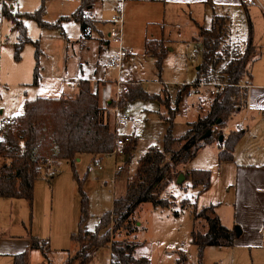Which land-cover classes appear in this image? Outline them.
I'll list each match as a JSON object with an SVG mask.
<instances>
[{
  "label": "rangeland",
  "instance_id": "374dc122",
  "mask_svg": "<svg viewBox=\"0 0 264 264\" xmlns=\"http://www.w3.org/2000/svg\"><path fill=\"white\" fill-rule=\"evenodd\" d=\"M34 2L35 0H20L18 10L33 9ZM120 4L121 0H107L103 13L99 16L104 21L111 20L115 14L114 8L117 11ZM14 6L16 8V4ZM126 6L127 4L124 5V37L131 55L124 61L120 73L123 85L119 104L115 102L118 96L116 80L119 70L110 67L108 54L99 53L97 39L85 36L81 38L82 28L79 24L72 22L65 25L64 34L61 29L43 30L36 22L24 20L29 38L40 41L42 80L39 87L30 86L33 83L36 65L35 47L31 44L27 45L21 60L17 61L15 44L18 33L12 28V22L4 19L0 30V109H4V115L0 116L1 118L17 117L22 114L25 102L39 97L51 99L63 95H74L77 93L79 79L90 81L105 79L106 81L101 83L102 87L109 86V83L113 84V93L105 95L107 92L101 91L99 97L104 121L108 122L113 129L115 128L113 107L115 108L116 105L125 108V112L132 118L127 127L118 129L119 135H130L135 140L126 156L119 159L104 156L102 159L104 170H95L92 173H88L90 160L86 157L75 166L78 178L85 179L83 192L88 198L89 205L86 227L90 231H95L99 219L113 210L115 199L125 194L127 183L138 170L140 158L151 147L155 146L162 150L169 126L166 121L169 117L168 111L165 104L158 98L147 101L137 100L123 106L122 101L125 99L129 86L141 82L143 89L149 95L161 96L163 100L167 99V96L163 95V91L167 90L171 108L177 109L173 124L175 138H180L186 133L189 123L207 115L214 100L208 88L201 89L193 97L187 96L188 89L182 91L181 84L194 82L197 76L196 69L202 63L203 47L199 28L193 19L188 16H180V19L174 21L168 19L165 40L168 53L163 62V70L159 73L156 59L147 56L144 52L146 39L157 40L162 37L157 35L159 29L157 25H149L147 28L145 24L147 16L144 12L150 9L154 13V8L141 3L138 6V15L131 17L130 6L129 4L127 8ZM249 9L255 28V45L260 56L255 64L252 62L249 65V74L245 77V82L251 80L253 72L254 74L264 72V16L258 7ZM256 13L260 16L255 15ZM216 14L225 15L224 17L228 19L225 27L228 36L223 45L230 48V59H232L236 53H242L245 50L249 33L245 13L243 10H220ZM153 16L154 14L151 18ZM45 21L56 23L47 19ZM200 26L208 29L211 23L200 21ZM94 33V36L99 35L97 31ZM111 51L114 55L116 44L111 45ZM195 54L197 58L193 59ZM225 65L226 63H223L217 69L216 76L220 77V72ZM261 75L264 76V74ZM90 89L91 92L97 93L91 84ZM179 93H182V97L177 104L176 99ZM108 100H111L112 104L106 103ZM236 121L237 118L234 116L227 127L233 129ZM9 129H1V135L4 138ZM218 144L219 142H216L203 147L197 157L187 164L186 169L207 170L213 175L214 151L215 148L218 149ZM38 154L40 153L36 155ZM43 156L51 157L43 169L44 173L50 176L55 171L57 162L49 153L44 152ZM116 165L123 167L117 175L115 174ZM58 169L55 180L50 179L51 184L48 179L36 182L37 194L32 211L28 202L24 201H8L0 204V264H13V255L25 250L28 251V264H65L68 252L76 253V248L79 246L71 240V237L77 232L80 220V187L69 164L64 162ZM177 180L170 185L165 194L174 203L170 208H155L148 203L141 205L131 225L132 228H137V233L129 234L126 229L113 231V224H111V242H129L137 245L138 248L133 256L137 260L146 258L147 264H236L232 254L236 255L237 252L232 253L227 248L207 247L200 259L196 246L192 244L193 230L202 233L207 231L203 220L194 222L193 206L197 207V211L211 206L210 203L203 206L205 203L199 200V196L205 191L206 197L216 196L219 192L218 184L215 183L214 188L210 186L211 188L201 190L193 188L191 181L186 180V177L182 186L177 184ZM47 194L49 197L46 196ZM222 197L223 202L229 204L232 201V197L224 192L220 194V199ZM184 200L189 201L187 207L182 206ZM230 209L223 203V212L229 214ZM30 213L32 219H30ZM176 213L178 216L175 215ZM224 218L225 222H229L227 217ZM69 228L73 230L70 234L67 233ZM63 233L64 235L61 236ZM32 236L36 237L41 245L47 244L45 254L41 250L31 251ZM179 259L181 263L177 262ZM89 264H116L112 258L111 248L105 247L96 251ZM256 264H264V255Z\"/></svg>",
  "mask_w": 264,
  "mask_h": 264
},
{
  "label": "trees",
  "instance_id": "16d2710c",
  "mask_svg": "<svg viewBox=\"0 0 264 264\" xmlns=\"http://www.w3.org/2000/svg\"><path fill=\"white\" fill-rule=\"evenodd\" d=\"M98 0H82L79 9L72 15L80 18L85 15V10L93 6ZM12 0H0V30L2 21L7 19L12 22L14 30L18 33L15 44V59L20 61L25 47L29 44L35 47V69L32 87H39L42 76L40 71V41H33L27 34L24 20H32L43 30L60 29L62 22L69 20L63 17L56 23L45 21L46 0L39 8L30 13L15 12L11 8ZM243 5H247L243 2ZM82 22L83 33L92 27V22L87 19ZM227 17L214 16L212 27L199 28V36L203 47L202 63L197 67V76L192 83L221 82L231 85L224 94L215 98L211 103L207 115L189 123L186 133L175 138L173 124L177 109H172L169 94L164 90L165 100L161 96H151L142 84L129 86L122 105L137 100L159 99L165 104L169 117L167 133L164 137L163 148L151 147L139 160L138 170L127 183L126 192L114 201L113 210L104 214L96 226L95 231L86 227L88 220V198L83 192L85 179L78 178L76 172L77 159L82 155H89L92 161L102 160L111 154L115 148L116 132L108 122L104 121L103 111L100 107L98 93L91 92L90 82L80 80L77 93L63 95L59 98H36L27 101L23 114L16 117L10 126L8 134L0 142V155L9 161L0 167V199H20L28 202L30 210L33 209L34 188L37 181L47 177L43 169L51 157H44L49 153L54 161H68L74 172V177L79 183L81 195L80 220L78 230L72 234L71 240L79 246V250L70 256L66 264H89L93 254L101 248H111L112 258L116 264H147L148 260H137L133 254L137 245L129 242H111L110 227L113 231L128 230L129 234H136L137 228H132L136 211L143 204H152L155 208H170L174 203L165 194L180 174L190 180L193 188L206 190L211 186L212 173L207 170H185L188 163L194 160L200 150L207 146L218 144V161L233 162L235 149L244 137L242 131H232L225 135L224 129L236 114L247 107L248 90L241 87L242 82L249 74L248 67L258 57V50L254 44V27L248 18L249 35L245 50L230 59V48L224 46L228 34L225 31ZM168 53L164 39L146 40L145 54L156 59L159 73L163 70V62ZM226 65L216 76L217 69ZM184 86L182 91H185ZM162 95V96H163ZM182 93L177 95L176 103L179 104ZM208 133L209 136L205 137ZM223 137L224 140L220 141ZM135 140L133 142V145ZM133 145L131 147H133ZM131 147L127 149L129 153ZM37 153L38 156L36 155ZM43 161V163H41ZM91 161V162H92ZM87 177V176H86ZM182 186V185H181ZM189 205L188 200L182 202L183 207ZM193 220L201 219L205 222V233L193 230L192 244L196 246L200 259L207 247L230 248L234 246L238 233L223 225L216 213V205L205 207L197 211L193 206ZM178 216V213L175 214ZM30 219L32 214L30 213ZM31 248L44 253L46 243L41 245L35 237L31 238ZM45 254V253H44ZM181 263L179 259L177 261ZM13 264H27L26 253L14 256Z\"/></svg>",
  "mask_w": 264,
  "mask_h": 264
},
{
  "label": "crops",
  "instance_id": "0c3cea01",
  "mask_svg": "<svg viewBox=\"0 0 264 264\" xmlns=\"http://www.w3.org/2000/svg\"><path fill=\"white\" fill-rule=\"evenodd\" d=\"M42 1L43 0H35L33 4L34 8H23L22 11L25 12L18 10L20 0H15V2H12L10 5L14 11H18L20 13H30L36 11L41 5ZM81 2L82 0H46V11L44 18L49 21L57 22L63 17H69V20L62 22L60 28L62 31L65 25H68L72 22L79 24L82 28V22L86 20L72 17V15H74V13L81 6ZM105 2H107V0H98L93 6H90L89 8H87V10H85V15L88 16L87 20L92 22L93 24L92 27L87 29L86 36H88L87 38L90 39H97L99 53H102L103 55L106 54L104 52L105 47L110 46L111 48V45L113 43L115 44V42L109 38L110 20L104 21L101 16H99L101 13H103ZM141 3L146 4L151 8H154V13L150 11V9L144 12L147 16V18L145 19V24L147 28L149 27V25L158 26L159 29L157 35H162V37L157 40H166V28L168 26L167 21L169 18L174 21L176 19H180V16H188L193 19L195 25L200 26V21H210L212 27L214 16H225L216 14L217 11L243 10L247 22L248 18L252 22L249 8H257L249 6L245 7L243 5V0H126L125 4H127V6L129 4L130 6L129 11L131 17H136L138 15L137 10L138 6H140ZM15 4L17 9L14 6ZM115 12L116 10L114 8V13ZM260 12L264 16V13L261 9ZM153 14L154 16L153 18H151ZM255 15L258 16L259 13H256ZM202 27L205 28V26ZM95 31L99 32V35H96L97 37L94 36ZM83 36H85V34L83 33L82 28V39ZM124 44L127 50H129V48L126 46L125 37ZM256 61L257 60H255L253 64H255ZM261 74H264V72H256L255 74L253 72L251 80L249 82H245V79L243 80L242 83L247 86L246 88L248 90L247 107L244 108L240 113L235 115V118H237V121L235 122V127L233 129L227 127L225 130V135H228L232 131H239V128H242L243 130L240 131L245 133L242 140L236 146L234 161L220 163L218 161L219 149L215 148V156L213 162L214 170L212 175L213 177L211 187L213 186L214 188L215 183L218 184L217 186L219 187V192L216 193V196L214 195V197H206V191L204 194L199 196V200L205 203L203 204V206L207 205L206 203H210V205H216V213L221 219L224 226L232 230H237L238 238L234 246L227 248L230 249L232 253L237 252L236 255L232 254V256L235 257V259L233 260L236 264H256L257 261L261 258V256L264 255V76ZM80 80L84 79H79L78 83ZM88 81L90 82L91 86L96 89V92L99 93V97L101 91L107 92L105 95L113 93V84L109 83V86L102 87L101 83L106 81L105 79L97 81L93 79L92 81ZM137 83L141 84V82ZM106 103H108L109 105L112 104L111 100H108ZM25 104L26 102L24 103V110ZM3 115L4 109L2 108L0 116L2 117ZM1 117L0 126L2 122L6 120ZM14 119H16V117L12 118V120ZM85 157L90 160L91 164L92 157L89 155H82L77 159V163H81ZM64 162L69 164V166L71 167V164L68 161L58 162L55 166V171L50 176L43 177L39 181H43L44 179H48V182L50 181V179L54 181L58 175L59 166ZM185 170L187 169L185 168ZM49 183L51 184V181ZM210 190L211 189H209V191ZM222 192L232 197V201L229 202V204L223 202V197L220 199V194ZM36 194L37 191L35 186L34 201L36 200ZM46 196L49 197L48 194ZM8 201L26 202L25 200L20 199H0V204ZM46 201L47 200L45 199V202ZM223 203L225 204V206H229L231 208V213L227 214L226 212L222 211ZM224 217H227L229 219V222H225ZM72 231V228H69L67 230V233L70 234ZM63 235L64 233L61 234V236ZM30 249L31 251H34L31 248V245ZM76 249L77 252L79 248ZM21 253H26L28 264L27 250L14 254L13 263L14 256ZM74 254L68 252V258Z\"/></svg>",
  "mask_w": 264,
  "mask_h": 264
},
{
  "label": "built area",
  "instance_id": "2783aa9c",
  "mask_svg": "<svg viewBox=\"0 0 264 264\" xmlns=\"http://www.w3.org/2000/svg\"><path fill=\"white\" fill-rule=\"evenodd\" d=\"M4 1V0H2ZM126 0H121V4L118 7L117 11L115 12L114 16L110 20V31H109V38L113 40L116 44V51L114 52V55H112V51L110 46L105 47L104 52L110 56L109 58V65L113 68H118L119 75L116 80L117 83V92L118 96L115 102L119 104L120 101V94L122 91L121 86L123 85L122 78L120 77V73L122 71V67L124 64V61L130 56V52L127 50L124 44V5ZM12 2H15V0H12ZM243 2L249 6V7H258L262 10L264 13V0H243ZM87 15H83L82 19H87ZM197 58V54L194 55L193 59ZM182 87L187 86V96L193 97L194 95L198 94V92L203 88H208L209 93L212 98H215L221 94H224L228 87L231 85L227 83H221V82H201V83H184L181 84ZM241 87L246 88V85H241ZM0 115H1V109H0ZM113 119H114V130L116 132V140H115V148L114 151L106 155L107 157H114L116 159H119L121 157L126 156L127 149L133 145L134 139L130 135H119L118 129L125 128L128 126L129 122L131 121V116L125 112V108H121L119 105H116V107H113ZM14 124V120L12 119H6L2 122L0 126V142L2 138H4L1 135V129L2 128H10V126ZM243 130L242 128H239V131ZM48 160L47 162H49ZM9 161L4 159L0 155V167H2L4 164H7ZM46 162V164H47ZM95 170L102 171L104 170V167L102 165V160L96 159L91 162V164L88 167V173H92ZM123 170L122 166L116 165L115 174L117 175L119 172ZM264 236V232H263Z\"/></svg>",
  "mask_w": 264,
  "mask_h": 264
},
{
  "label": "water",
  "instance_id": "95a60500",
  "mask_svg": "<svg viewBox=\"0 0 264 264\" xmlns=\"http://www.w3.org/2000/svg\"><path fill=\"white\" fill-rule=\"evenodd\" d=\"M209 135H210V133H208L205 137H207V136H209ZM223 140H224V138L221 137V138H220V141H223ZM184 181H185V175L180 174L179 177H178V180H177V184H178V185H181Z\"/></svg>",
  "mask_w": 264,
  "mask_h": 264
}]
</instances>
